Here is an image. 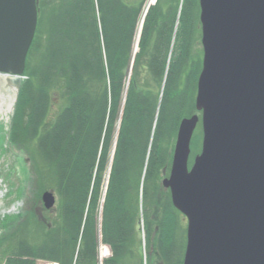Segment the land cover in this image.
Wrapping results in <instances>:
<instances>
[{"label": "trees", "instance_id": "1", "mask_svg": "<svg viewBox=\"0 0 264 264\" xmlns=\"http://www.w3.org/2000/svg\"><path fill=\"white\" fill-rule=\"evenodd\" d=\"M148 2L38 0L9 136L58 199L7 222L0 264H183L186 218L162 180L200 113V2Z\"/></svg>", "mask_w": 264, "mask_h": 264}, {"label": "water", "instance_id": "2", "mask_svg": "<svg viewBox=\"0 0 264 264\" xmlns=\"http://www.w3.org/2000/svg\"><path fill=\"white\" fill-rule=\"evenodd\" d=\"M199 2L201 116L182 118L162 183L187 218L183 264H264V0ZM38 17V0H0V121L15 113ZM42 200L54 208L56 193Z\"/></svg>", "mask_w": 264, "mask_h": 264}, {"label": "rangeland", "instance_id": "3", "mask_svg": "<svg viewBox=\"0 0 264 264\" xmlns=\"http://www.w3.org/2000/svg\"><path fill=\"white\" fill-rule=\"evenodd\" d=\"M155 1L156 0H149L148 5L154 3ZM200 46L202 48V44H200ZM198 129L200 132L199 137L195 139V141L194 139H192L193 141H191V154L189 158L190 165L193 162L195 156L193 154V150L195 151V153H199L202 147L203 130L201 122L199 123ZM4 142L5 135L3 133H0V148H2ZM8 149L9 150L7 154H3L4 156L0 155V233L4 229L8 228L7 222L13 217H17V215L24 216L27 212H29V210L39 211L40 214H44L45 210H51L45 208L44 206L42 200L43 192H39L37 188L32 186L31 181L33 174L31 169L30 156L26 151L17 148L15 145L14 147H10ZM22 157H25V162L24 160L22 161ZM168 175L169 173L165 176ZM110 254L111 251L108 250V246L102 245L100 248V257L104 258ZM46 262L48 261H45L43 263Z\"/></svg>", "mask_w": 264, "mask_h": 264}, {"label": "bare ground", "instance_id": "4", "mask_svg": "<svg viewBox=\"0 0 264 264\" xmlns=\"http://www.w3.org/2000/svg\"><path fill=\"white\" fill-rule=\"evenodd\" d=\"M10 126H11V122H0V133H3L5 135V142L4 145H2V148H0V155L4 156L3 154H7L8 152V148L12 147V143L10 140ZM22 161L24 160L25 162V157L21 158ZM54 191V190H53ZM43 264H58L57 262H52V261H48L46 263Z\"/></svg>", "mask_w": 264, "mask_h": 264}]
</instances>
